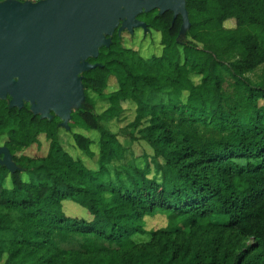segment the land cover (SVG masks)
I'll return each mask as SVG.
<instances>
[{"label": "trees", "instance_id": "trees-1", "mask_svg": "<svg viewBox=\"0 0 264 264\" xmlns=\"http://www.w3.org/2000/svg\"><path fill=\"white\" fill-rule=\"evenodd\" d=\"M186 5L181 34V15H139L160 34L159 53L144 56L116 30L89 58L99 65L84 72L69 129L98 133L72 132L95 168L66 149L58 117L0 99V135L19 167L0 177V264H264V78L248 75L264 64V0ZM126 102V131L152 148L130 160L104 125ZM41 134L47 153L24 154ZM64 200L92 219L67 215ZM157 214L167 225L148 230Z\"/></svg>", "mask_w": 264, "mask_h": 264}, {"label": "water", "instance_id": "water-1", "mask_svg": "<svg viewBox=\"0 0 264 264\" xmlns=\"http://www.w3.org/2000/svg\"><path fill=\"white\" fill-rule=\"evenodd\" d=\"M187 0H2L0 1V99L9 106L24 101L41 118L53 113L70 128L73 111L86 99L84 72L96 68L89 58L110 46L112 36L136 28L149 30L142 13L181 15L180 33L190 26ZM53 112V113H52ZM0 163L18 169L8 147Z\"/></svg>", "mask_w": 264, "mask_h": 264}, {"label": "rangeland", "instance_id": "rangeland-1", "mask_svg": "<svg viewBox=\"0 0 264 264\" xmlns=\"http://www.w3.org/2000/svg\"><path fill=\"white\" fill-rule=\"evenodd\" d=\"M225 25L227 27H232L235 25V20H232L231 22L227 21L225 22ZM139 28H136L137 30H134V32L130 35L125 33V43L129 46H133L140 49V52L144 56H149L153 53H159L162 48L160 44V34L156 31L149 32V30L145 32L143 28ZM248 75L254 82L262 80L264 78V64L258 69H256V71L250 72ZM123 106L124 111L122 112V114L117 118H113L110 121L104 122V125L111 129L113 132L117 133L120 140L124 143L125 147L127 148L126 160H130L134 157H139L143 153L151 154L152 148L146 142H144L143 140H132L129 135V131H126L125 127L131 121H133L135 117V106L130 102L124 103ZM107 107V100L99 99L96 104V111L102 113ZM74 130L85 132L81 129H73V131ZM60 131L61 134L65 137L66 149L74 156H81L83 159H85L88 166L95 168L96 158H89L88 156H84L75 149L74 142L72 139L73 131L70 129H65L63 127L60 129ZM85 133L95 139L98 137L97 132ZM4 140L5 137H3V139L1 138L0 143H2ZM48 147L49 142L47 141L44 135H40L39 143H35L30 147L24 149L23 153L32 157L43 156L47 153ZM94 150H97V146L94 147ZM8 185H10V181H8ZM63 210L67 215L72 217L85 218L88 220L92 219L93 217L87 208L81 206L80 204L72 200L63 201ZM166 225L167 218L164 215L157 214L155 216L146 217V228L148 230L163 228ZM146 238L147 237H145V239Z\"/></svg>", "mask_w": 264, "mask_h": 264}, {"label": "flooded vegetation", "instance_id": "flooded-vegetation-1", "mask_svg": "<svg viewBox=\"0 0 264 264\" xmlns=\"http://www.w3.org/2000/svg\"><path fill=\"white\" fill-rule=\"evenodd\" d=\"M10 99H12V97L10 96V95H7V97L5 98V99H3V100H5L7 103H8V105H9V100ZM24 106H28V108H29V110L31 111V104H30V102H28V101H24V105L22 106V107H24ZM13 107H17V106H13ZM21 107V108H22ZM32 112V111H31ZM33 113V112H32ZM53 113V112H52ZM38 117L39 118H41L39 115H38ZM55 117H58V116H56L54 113H53V116H52V118L51 119H49V120H53ZM59 118V117H58ZM48 119V118H47ZM60 122H61V119L59 118V121H58V123H59V125H60ZM41 135H44V134H41ZM3 139V136H1L0 135V139ZM0 145L1 146H6L5 145V140L2 142V143H0ZM7 147V146H6ZM10 150V149H9ZM18 166V165H17ZM19 168V167H18ZM4 173H6L8 176L7 177H10L11 176V174L13 173V171H11L6 165H4V164H2V163H0V177H2L3 175H4ZM8 179L9 178H7V181H8Z\"/></svg>", "mask_w": 264, "mask_h": 264}, {"label": "built area", "instance_id": "built-area-1", "mask_svg": "<svg viewBox=\"0 0 264 264\" xmlns=\"http://www.w3.org/2000/svg\"><path fill=\"white\" fill-rule=\"evenodd\" d=\"M0 1H2V0H0ZM21 1H25V0H21ZM30 1L36 2V1H38V0H30Z\"/></svg>", "mask_w": 264, "mask_h": 264}]
</instances>
